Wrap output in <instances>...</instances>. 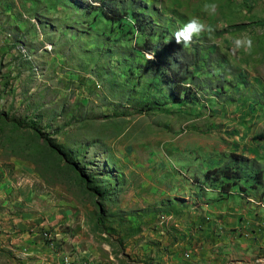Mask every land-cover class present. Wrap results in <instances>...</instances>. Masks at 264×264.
I'll return each mask as SVG.
<instances>
[{"label":"rangeland","instance_id":"rangeland-1","mask_svg":"<svg viewBox=\"0 0 264 264\" xmlns=\"http://www.w3.org/2000/svg\"><path fill=\"white\" fill-rule=\"evenodd\" d=\"M112 3L126 12L115 24L78 0H0V195L15 232L60 260L137 264L170 253L158 240L186 247V227L190 258L196 224L210 220L222 224L204 237L206 264L258 256L246 223L264 202L220 201L198 179L231 154L264 171V0ZM190 19L211 31L178 44ZM158 37L181 49L174 69L188 77L186 95L145 55ZM184 52L200 55L187 70ZM236 220L249 230L214 242Z\"/></svg>","mask_w":264,"mask_h":264},{"label":"crops","instance_id":"crops-1","mask_svg":"<svg viewBox=\"0 0 264 264\" xmlns=\"http://www.w3.org/2000/svg\"><path fill=\"white\" fill-rule=\"evenodd\" d=\"M0 204L4 205V207H2L0 210V264H57L59 263V261L60 264H109L108 262L104 261L99 263L98 259L95 256L89 258L87 256L80 257L79 255H77L76 259H74V263L71 258L66 256L63 257L62 260H60L62 253H54V251H52L50 247L44 245L39 237L35 235L30 236L27 233L17 234L14 229L15 227L19 228V226L17 225V222L13 220V216H10V209L7 205L8 201L4 197V195H0ZM263 214V209H258L253 214L251 213L252 218L250 219L249 223H246L249 224V226H256V228L254 229L250 227L251 230H249V227H247L246 224H243L245 220H243V222L236 220L233 225H228L225 222L226 226L232 225L233 228L231 227L228 229L227 227H224V229L222 228L220 230L219 228L215 229L217 237L214 238V242L219 241L224 246V244H226V241H228V239H226L228 235L226 230H237V227L239 225H243L244 230L248 229L255 236L257 240L256 243H258V249L261 250L262 253L258 256L253 255V257H251L252 259L245 260L246 262L243 263L242 259H239L237 256L217 252L218 254L215 255V257H217V260H215L216 262L213 264H264V262H260V259H264V243H261V240L264 241V219H261L260 217ZM247 220L248 219H246V222ZM203 221L198 222L195 226L196 230L192 235V238L197 241L193 243L194 251L191 255H189L190 258L185 257V253L189 251V249H187V245L190 244L188 239V237L190 236L188 235L189 227H186L185 231H183L184 235H182V239L184 238L183 243L186 247L180 246L178 241H175L173 239L171 240L173 244L170 243L169 239L161 240V243L158 240V242L156 241V243L158 245L162 244V247L170 245V253L165 256L158 254L154 256L149 255V258H151L152 260H149L148 257L146 258V256H143L140 258V260H138L137 264H206V262L204 261L206 259V256L203 253L205 250V245L202 244L204 243V237L209 235V229L212 225L219 227V223L222 224V222L209 220L206 224ZM205 226L207 227V230ZM20 228L23 227L20 226ZM176 242L178 243V245ZM142 243L146 247V245H149V243L151 242L149 240H144ZM195 243L197 245H195ZM200 243L203 246H201ZM223 257L226 258L224 261ZM255 257L259 258V260L255 259ZM67 258L69 259V262L66 261ZM76 260H79V263Z\"/></svg>","mask_w":264,"mask_h":264},{"label":"trees","instance_id":"trees-1","mask_svg":"<svg viewBox=\"0 0 264 264\" xmlns=\"http://www.w3.org/2000/svg\"><path fill=\"white\" fill-rule=\"evenodd\" d=\"M84 2L90 7V10L100 12L107 17L111 22L119 23L126 12L119 13L116 7L113 6L112 0H78ZM107 9V10H106ZM106 10V11H105ZM97 15V14H96ZM135 19L136 30L142 31L145 21L140 24L139 20ZM146 52L154 55V61H150L155 70L165 69V76L171 84L176 87V94L179 96L186 95L189 87L186 86L185 81L188 79L186 75H182V67L174 69V64L178 57L177 55L180 47L172 41H164L158 37L156 42L148 43ZM144 50V48L142 49ZM181 50V49H180ZM183 53L185 59L184 67L187 70L188 66L196 65L200 60L199 53L192 54ZM181 58V57H180ZM165 64V66H163ZM182 65V64H180ZM134 70H138L135 67ZM160 74H157L159 76ZM178 98V97H177ZM260 166V164H259ZM255 167V162L240 155L231 154L221 165L207 170L201 179H198L199 186L203 188L208 186L212 190L218 189L219 200L229 199V197L241 196L243 198L255 197L258 201L264 202V171L261 167ZM227 199V200H228ZM218 199L214 201H219ZM259 207V206H258Z\"/></svg>","mask_w":264,"mask_h":264},{"label":"clouds","instance_id":"clouds-1","mask_svg":"<svg viewBox=\"0 0 264 264\" xmlns=\"http://www.w3.org/2000/svg\"><path fill=\"white\" fill-rule=\"evenodd\" d=\"M203 31H211V29L208 28L204 23L200 22L198 19H190L183 28L177 30L174 33V39L178 44L188 46L192 43V37L199 36ZM145 55L149 60L154 61L155 57L153 54L145 53Z\"/></svg>","mask_w":264,"mask_h":264},{"label":"built area","instance_id":"built-area-1","mask_svg":"<svg viewBox=\"0 0 264 264\" xmlns=\"http://www.w3.org/2000/svg\"><path fill=\"white\" fill-rule=\"evenodd\" d=\"M71 260H73V259H71Z\"/></svg>","mask_w":264,"mask_h":264}]
</instances>
